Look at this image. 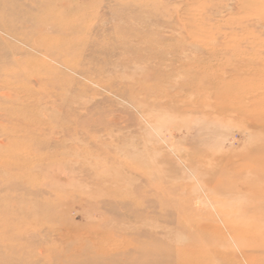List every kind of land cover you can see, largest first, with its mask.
<instances>
[{"label":"rangeland","instance_id":"1","mask_svg":"<svg viewBox=\"0 0 264 264\" xmlns=\"http://www.w3.org/2000/svg\"><path fill=\"white\" fill-rule=\"evenodd\" d=\"M0 264H264V0H0Z\"/></svg>","mask_w":264,"mask_h":264},{"label":"bare ground","instance_id":"2","mask_svg":"<svg viewBox=\"0 0 264 264\" xmlns=\"http://www.w3.org/2000/svg\"><path fill=\"white\" fill-rule=\"evenodd\" d=\"M236 231H237V230L234 229V230H233V233H234L236 239L242 244V242H241V238L237 235ZM237 236H238L239 238H237ZM240 236H241V235H240Z\"/></svg>","mask_w":264,"mask_h":264}]
</instances>
